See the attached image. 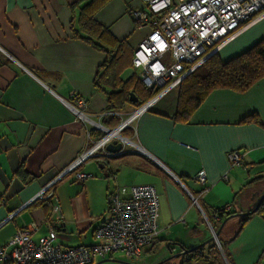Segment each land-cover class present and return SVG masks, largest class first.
Segmentation results:
<instances>
[{"label": "crops", "instance_id": "crops-1", "mask_svg": "<svg viewBox=\"0 0 264 264\" xmlns=\"http://www.w3.org/2000/svg\"><path fill=\"white\" fill-rule=\"evenodd\" d=\"M77 2L0 0V52L6 59L0 66V246L24 227L33 228L35 243L51 228L64 246L92 245L95 228L109 217L110 194L141 184L152 185L158 194L157 243L145 252L160 244L168 245L169 254L181 251L179 245L190 249L201 244L212 236L204 217L218 225L212 210L230 205L235 213L249 211L264 191V77L242 93L210 91L184 121L173 119L175 87L120 131L132 149L99 151L63 174L101 137L64 101L82 97L86 117H95L91 120L107 130L120 123L121 112L135 109L106 110L109 88L95 83L106 54L83 34H72ZM139 7L140 0H108L94 15L116 41L127 43L130 58L150 30L132 22L130 10ZM262 37L264 17L217 54L226 61ZM125 70L123 80L129 77L123 76ZM250 114L261 124L242 121ZM233 149L242 153L238 167L228 164L226 155ZM199 169L206 177L202 193L193 179ZM77 171L89 176L78 181ZM52 181L50 196L34 199ZM188 193L198 196L202 212ZM239 219L233 230L223 225L216 235L219 244L212 240L218 258L211 264H264V214L253 213L241 228ZM210 245H203V254Z\"/></svg>", "mask_w": 264, "mask_h": 264}, {"label": "built area", "instance_id": "built-area-1", "mask_svg": "<svg viewBox=\"0 0 264 264\" xmlns=\"http://www.w3.org/2000/svg\"><path fill=\"white\" fill-rule=\"evenodd\" d=\"M130 17L134 25H145L150 29L133 50L131 63L134 69L139 70L140 82L157 92L113 130H107L99 122L86 117L82 97L73 95L71 101H64L74 116L88 121L104 134L86 147L63 174L74 170L99 151H106V144L113 139L132 145L120 131L148 109L155 99L177 87L186 75L217 53L224 43L264 17V0H140V7L130 10ZM226 156L230 167L241 165L239 149L229 151ZM88 176L81 171L75 172L78 181ZM193 179L201 185L200 193L204 192V170L199 169ZM52 184L53 181L48 183L34 199L49 197ZM188 195L200 209L198 196ZM223 209L229 211L231 206L225 205ZM212 217L219 220L218 212L213 211ZM204 218L219 244L213 225ZM32 230L28 227L18 229L0 246V264H91L115 252L132 259L157 243L158 194L150 184L120 187L113 191L109 197V217L95 228L96 241L92 245L64 246L58 242L57 233L51 228L35 243L30 237Z\"/></svg>", "mask_w": 264, "mask_h": 264}, {"label": "trees", "instance_id": "trees-1", "mask_svg": "<svg viewBox=\"0 0 264 264\" xmlns=\"http://www.w3.org/2000/svg\"><path fill=\"white\" fill-rule=\"evenodd\" d=\"M79 0L77 6V15L72 19L71 31L74 36L83 34V38L92 43L94 47L102 50L106 54L104 62L100 66L99 73L96 77V85L102 90L109 88L106 92V110L121 111L125 106L138 108L151 99L156 90L146 88L135 74H131L127 79H121V72L130 66L133 52L127 47L124 41H116L108 32L107 28L98 23L94 15L108 0ZM74 23L76 24L74 26ZM82 37V36H81ZM6 62L3 54L0 52V66ZM264 77V37L260 38L252 46L245 49L233 58L222 61L217 53L210 55L199 67L193 72L186 75L177 86V106L173 116L175 120L184 121L190 113L203 100L205 95L210 91L219 88L231 89L235 92H245L255 83ZM141 83V84H140ZM133 94L136 101H129V93ZM242 121L261 124L255 114H250ZM103 133L98 131L96 138ZM21 173V170L18 171ZM225 205L212 210L217 211L219 220L218 225H213L215 231L223 219L235 211L231 209L225 211ZM264 212V202L253 213L262 214ZM241 216L239 219L240 228L253 214ZM212 218V217H211ZM208 253L203 254L200 246L191 252L181 254L180 264H189L196 260L198 264H211L217 261V250L213 241L208 242ZM152 249V248H151ZM150 249V250H151ZM184 249V248H182ZM187 256L188 259H183ZM169 260V259H168ZM167 261V260H166ZM164 260L160 264H165Z\"/></svg>", "mask_w": 264, "mask_h": 264}, {"label": "rangeland", "instance_id": "rangeland-1", "mask_svg": "<svg viewBox=\"0 0 264 264\" xmlns=\"http://www.w3.org/2000/svg\"><path fill=\"white\" fill-rule=\"evenodd\" d=\"M138 71H139L138 69H134L131 66H129L124 71L123 76H127V75L130 76L131 74L138 73ZM128 109H130V108H127V111L130 112L131 109L130 110H128ZM127 113L124 114V115H122V112L120 113L121 114L120 123L125 121L130 116V113L129 114H127ZM85 114L88 115L87 113H85ZM88 116H90V115H88ZM90 118L96 120L95 117H90ZM130 124H132V122H130L128 124V126ZM124 129H122V130H124ZM123 147H124V149H129V148L132 149V147L126 142L124 143ZM261 213L264 214V212H261ZM236 218H230L229 220H227L226 223L224 224L225 225L224 228L226 227L225 228L226 230L235 229L236 221H237ZM213 241H215V240H213ZM175 253H177V252H173L172 254H175ZM169 256H170V254H169L168 247L166 245H164V244H160L157 249L152 250V251L144 252L139 257H135V258H132V259L125 258V256L121 252H115V253L112 254L111 260L103 261V262H101L99 264H123V263H120L121 261L130 262V263H133V264H155L157 262H160V261L168 258ZM180 261H181V258L175 257V258H171V259L167 260L165 262V264H178Z\"/></svg>", "mask_w": 264, "mask_h": 264}, {"label": "water", "instance_id": "water-1", "mask_svg": "<svg viewBox=\"0 0 264 264\" xmlns=\"http://www.w3.org/2000/svg\"><path fill=\"white\" fill-rule=\"evenodd\" d=\"M129 101L130 102H134L136 101V98L133 97V94L130 92L129 93ZM123 142L121 140H117V139H113L111 142H109L108 144H106L105 146V150L109 153H115V152H119L122 148H123ZM264 202V191H262V193L260 194L255 206L249 210V211H246V212H238V213H234V214H231L229 215L228 217H226L225 219L222 220V222L220 223L219 227L217 228V230L215 231V236L218 235L219 231L222 229L223 225L226 223L227 220H229L230 218L232 217H243V216H247L248 214H251L253 212H255L257 210V208L259 207V205ZM213 240V237L211 236L210 238H208L206 241L202 242L201 244L199 245H196L190 249H182V247L179 245V248L181 249V251L175 253V254H170V256L166 259H164V261L170 259V258H173V257H178L180 256L181 254H185V253H188V252H191L193 251L194 249L200 247V246H203L204 244L210 242ZM168 246V245H167ZM107 260H111V257H107V258H103L101 260H99L98 262H96L95 264H99L103 261H107ZM162 261L160 262H157L155 264H160ZM120 263H123V264H133V263H130V262H124V261H121Z\"/></svg>", "mask_w": 264, "mask_h": 264}]
</instances>
